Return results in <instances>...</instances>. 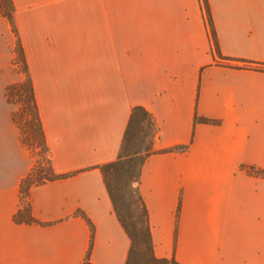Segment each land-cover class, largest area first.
Here are the masks:
<instances>
[{
    "label": "crops",
    "instance_id": "crops-1",
    "mask_svg": "<svg viewBox=\"0 0 264 264\" xmlns=\"http://www.w3.org/2000/svg\"><path fill=\"white\" fill-rule=\"evenodd\" d=\"M207 1L221 54L264 62V0ZM13 2L51 166L68 175L30 186L36 222L13 219L32 162L6 106L14 34L0 15V264L126 263L99 166L136 105L157 128L138 182L154 254L264 264V175L250 171L264 166V71L217 61L202 0Z\"/></svg>",
    "mask_w": 264,
    "mask_h": 264
},
{
    "label": "trees",
    "instance_id": "trees-1",
    "mask_svg": "<svg viewBox=\"0 0 264 264\" xmlns=\"http://www.w3.org/2000/svg\"><path fill=\"white\" fill-rule=\"evenodd\" d=\"M202 3L213 42V50L218 57L217 61L221 60V63L226 66L264 71V62L232 58L221 54L208 1L202 0ZM14 9L13 0H0V15L7 19L10 29L15 36L13 51L16 53L15 60L21 64L20 70L24 74V78L9 83L4 93L7 102L13 103L12 99L19 97L24 104V111L28 116L27 126L29 132L25 131V128L22 126V114L12 111L11 118L19 129L20 141L28 149L30 155L36 156L28 173L19 182L20 201L23 200L24 204L21 203L14 213L13 219L16 222H36L37 220L30 212L27 198L30 186L48 179L64 177L68 173H55L51 166L49 148L46 144L25 53L14 22ZM234 61H241L242 64ZM194 122L218 123L219 121L195 114ZM156 133L157 128L151 113L141 105L134 106L131 109L116 158L99 166L112 201L114 212L131 241L125 264H182L173 255L170 257H157L154 254L148 211L138 189L141 165L146 157L154 152L153 141ZM174 149L183 151L187 149V145L176 146ZM250 171L264 175V166ZM178 209L179 201L177 205ZM82 215L86 218L91 231L87 252V255H89L93 242V225L88 217L84 214ZM139 246H141V254L137 252ZM84 264L92 263L86 260Z\"/></svg>",
    "mask_w": 264,
    "mask_h": 264
},
{
    "label": "rangeland",
    "instance_id": "rangeland-1",
    "mask_svg": "<svg viewBox=\"0 0 264 264\" xmlns=\"http://www.w3.org/2000/svg\"><path fill=\"white\" fill-rule=\"evenodd\" d=\"M14 46H15V36H13V45H12V49H11L12 52H7V68H6V71H7L8 79H11L13 81H17V80L23 79L24 74L20 70V65H21L20 62L15 60L16 53L13 51ZM12 101H13V103H9V102L6 103L8 110L10 111V113L12 111H16L19 114H22V124H23L22 126L25 128V131L27 130L29 132V129L27 126L28 116L26 115V113L24 111V109H25L24 104L22 103V101L20 100L19 97L13 98ZM30 156H31V162L33 163L36 155H33V156L30 155ZM21 203L24 204L23 200H21ZM137 252L139 254L142 253L141 246H139Z\"/></svg>",
    "mask_w": 264,
    "mask_h": 264
}]
</instances>
